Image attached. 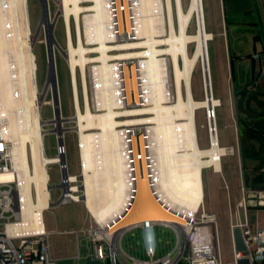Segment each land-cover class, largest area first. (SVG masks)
Masks as SVG:
<instances>
[{
  "label": "bare ground",
  "instance_id": "1",
  "mask_svg": "<svg viewBox=\"0 0 264 264\" xmlns=\"http://www.w3.org/2000/svg\"><path fill=\"white\" fill-rule=\"evenodd\" d=\"M57 1V16L63 18L66 33L64 52L81 162L80 178L68 172L64 202L83 200L100 221L119 213L114 228L175 221L157 198L172 209L196 210L203 202L202 169L213 166L221 171L222 156L231 153L219 145L216 107L220 100L212 93L204 0ZM48 14L38 22L53 30L55 22ZM194 19L196 28L190 32ZM124 35L127 41H122ZM140 38L144 40L135 41ZM33 39L29 0H0V104L14 143L23 218L32 227L35 217L52 207L47 164L68 160L66 150L65 157L48 156L45 151L49 130L44 126L52 123L59 128L65 118L60 109L52 119L42 118L43 92L59 88V81L56 78L58 86L48 82L40 88ZM50 43L47 54L53 56L56 70L53 38ZM139 46L145 49L130 51ZM197 65L202 68L205 92L200 100L195 99L192 86ZM209 86L212 99L208 102ZM48 101L62 108L60 95L57 102ZM200 109L207 113L211 144L207 149L198 143L196 111ZM59 132L65 143L63 131Z\"/></svg>",
  "mask_w": 264,
  "mask_h": 264
},
{
  "label": "built area",
  "instance_id": "2",
  "mask_svg": "<svg viewBox=\"0 0 264 264\" xmlns=\"http://www.w3.org/2000/svg\"><path fill=\"white\" fill-rule=\"evenodd\" d=\"M48 3L49 0H46L47 10L50 9ZM253 57L260 62L256 69L258 76L264 75V57L259 53L254 54ZM52 108L54 111L55 106L52 105ZM212 115L213 112L211 115L208 112L209 119ZM7 122L3 106L0 104V264H58L52 254L50 234L44 224V212L47 209L40 212V218L35 217L34 227L24 221L19 171L15 166L14 143L7 134ZM56 136L55 155L65 157V144L61 141L63 137L58 133ZM129 151L131 152H129L130 161L133 162L134 154L131 148ZM135 153L138 168H141L142 159L139 147ZM147 159L151 163L150 159ZM53 164L57 165L60 175L57 185L60 186L65 181L62 178L63 170L67 171L68 176L66 159L64 158L61 163L58 161L48 163V169ZM52 184L51 182L50 185ZM66 184H68L67 181ZM149 184L151 192H154L152 175ZM59 189L58 199L61 198V202H64L68 197V191L63 194L62 189ZM157 201L176 220L151 221L155 231V247L152 251H148L142 243V252L145 257H141L135 251H129L124 245V237L128 232L139 230L141 236L142 223L114 228L120 216L116 213L103 221L91 215L93 224L76 232V235L84 236L90 245L88 258L100 260L103 264H225L220 246L218 220L213 211L204 208V203L196 210L187 212L172 209L158 198ZM250 206L264 207V189L242 188L238 207L243 208V216L231 220L230 225L233 247L231 264H237L240 259H247L248 264H264V226L250 221L248 211ZM235 228L240 230L245 251L235 250L232 236ZM157 252L160 255L155 257Z\"/></svg>",
  "mask_w": 264,
  "mask_h": 264
},
{
  "label": "crops",
  "instance_id": "3",
  "mask_svg": "<svg viewBox=\"0 0 264 264\" xmlns=\"http://www.w3.org/2000/svg\"><path fill=\"white\" fill-rule=\"evenodd\" d=\"M216 6L214 21L207 23L213 35L208 44V53L213 97L220 100V105L216 107L219 145L231 150L222 157L234 155L236 146L244 152L241 154L242 161L252 160L256 162L254 167L264 172L262 155L254 154L260 153L263 144L259 132L264 135V75L258 76L256 69L260 62L253 57L257 53L264 57V0H216ZM207 140L210 146L209 134L201 141L198 135L200 148L205 146ZM258 184L259 180L254 178L253 187L264 189ZM59 196L60 193L54 199L58 200ZM71 202H61L46 211L57 213L58 222L55 224L48 217L46 219L45 212L44 224L50 235H68L71 248L69 258L73 264H84L90 253V245L84 236L76 235V232L84 229L82 226L87 222L88 211L76 210ZM213 209L210 211L216 214L217 206L214 205ZM261 209L264 208H249V217L251 222L264 226ZM229 212L233 220L232 205ZM88 213L90 226L93 220L91 212ZM234 214L239 216L240 210L237 208ZM81 241L86 243L84 249H81ZM52 254L57 261L63 258L54 250Z\"/></svg>",
  "mask_w": 264,
  "mask_h": 264
},
{
  "label": "rangeland",
  "instance_id": "4",
  "mask_svg": "<svg viewBox=\"0 0 264 264\" xmlns=\"http://www.w3.org/2000/svg\"><path fill=\"white\" fill-rule=\"evenodd\" d=\"M183 1L184 3L187 2V0H183ZM85 4L89 5V2ZM204 7H205L206 30L208 33H210V39L208 40V44H209V41L212 39L213 35L207 23L211 24L216 17V13H217L216 0H204ZM47 11H48L47 13H49L48 14L49 16L50 15L53 16L55 22V27L52 30L53 36L56 42L59 44V47L63 49V51H61L60 48L57 46L55 49V60H56L55 71H56L57 81H59V88L57 87V90H59L58 96L60 95L62 102V108L59 107V109H60V113H63V116L65 118L63 122H60L59 129H61L63 131V134L65 135L64 144L68 157L67 160L68 172L69 174L79 176L81 174V162H80V152L78 147V135L74 129L75 121L73 120V117L75 114H74L73 100H72L71 87H70L71 81L69 76L68 64L66 61L67 59L64 52L66 47V33H65L63 18L61 16H57L58 15L57 13H59L60 11V4L58 3V1L52 0L50 9ZM29 13H30V22L33 27L34 50L37 56V60H36L37 80L40 88H42L46 83L45 81L48 71V56H47L45 27L41 26L40 23L38 22L40 16H45L42 15L43 7L39 0H29ZM195 28H196V19L192 20L189 31L194 32ZM141 39L144 40L143 38H140L135 41H142ZM124 40L127 41L126 35H124L122 41ZM91 47L93 46L91 45ZM144 49L145 47L139 46L135 50H130V51H137ZM126 51H129V49L124 50L123 52ZM212 51H214V49H212ZM96 55L97 53L89 54V56H96ZM95 64H99V63L96 62ZM95 64L91 63V66ZM56 84L58 86V83ZM192 86H193L195 99L200 100L204 98L205 92L203 89L202 68L200 65H197V68L193 74ZM43 93L44 95L42 96V104H41L42 118L46 120L52 119L53 117H55V115L52 105L48 103L49 102L48 100L53 99L52 90L47 89ZM196 125H197V132L200 141L203 138L205 139L206 134L208 137L209 130L207 124V113L205 110L200 109L196 111ZM44 127L49 130L44 136L46 154L48 156H54L56 154V138L53 129L58 128L57 124L50 123ZM89 131L96 132L97 130L91 129ZM259 133L261 134L260 137H262L263 139V144L261 145L262 149L261 151H259L260 153L254 152V154L262 155L264 160V135L262 132ZM209 147H210L209 142L207 140L205 146L201 148H209ZM234 152L235 153L232 156L222 157L221 162L224 169L223 172L215 171L213 166L205 167L202 169L201 172V181H202V189H203L202 204L204 203V208L209 210H214L213 206L214 205L217 206V211L215 212L218 220L220 246H221L223 261L225 264H231L232 252H233L231 231H230L232 216L230 215L229 212V206L232 205L233 207V211H234L233 220L239 219V217L243 216V212H242L243 208L238 207V203L241 201L242 188L243 187L246 189L257 188V187H253L254 178H257V180H259L260 182V184H258L257 186L264 187V181H262L264 178V172H260L259 170H257V168L254 167V164L256 162H253L252 160L242 161L241 156L244 154V152L239 151V148L236 146L234 147ZM249 154L251 155L252 152ZM48 172L50 175V183L51 182L58 183L60 180V175L57 170V165L55 164L50 165ZM77 184H80V181H78ZM51 186H52L51 187L52 200L54 202L56 201L54 198L57 197V195L60 193V189L57 188V185L52 184ZM79 202L80 203H75V202H71V203L76 206V210H81V211L84 210L89 212L88 208L86 207V203L83 200ZM155 202L156 201H154V203ZM51 208H49L46 211H50ZM237 208L240 210L239 217L237 214H234L235 211H237ZM250 208H254V207L250 206ZM261 210L263 211L261 220L264 223V209ZM88 212L86 213L87 222L85 225L82 226L84 227V229L89 227ZM45 217L46 219L48 217V220L55 224H57L58 222L57 213L46 212ZM124 245L126 249H128L129 251H135L136 253L140 254L141 257H145L142 252V241L139 230L128 232L124 237ZM50 246H51V251L54 250L63 257L58 261V264H73V261L69 258L71 248H70V241L68 235H62L58 233L50 235ZM80 246L81 249H84L86 247V243L81 241ZM159 255L160 253L157 252L155 257H158Z\"/></svg>",
  "mask_w": 264,
  "mask_h": 264
},
{
  "label": "water",
  "instance_id": "5",
  "mask_svg": "<svg viewBox=\"0 0 264 264\" xmlns=\"http://www.w3.org/2000/svg\"><path fill=\"white\" fill-rule=\"evenodd\" d=\"M41 2V5L43 7V14L42 15H46L47 13V9H46V0H39ZM58 14V13H57ZM45 27V35H46V42H47V46L49 45L50 47V41L53 38L54 42L56 44L57 47H59V44L56 42L53 33H52V28L50 27ZM60 48V47H59ZM61 51H63V49L60 48ZM48 56V71H47V76H46V83L51 82L52 86L54 87L56 85V71H55V66L53 62V56L48 52L47 54ZM52 98L55 102L58 101V93H57V89L56 88H52ZM206 99L207 101H211L212 99V94H211V90H210V86L209 89L206 90ZM211 108H209V114H212V105H210ZM59 113V108L57 106H55L54 109V115L56 116ZM54 132L56 133H60L59 131H61L59 128L53 129ZM60 143H62L60 141ZM62 178L65 180L63 181L64 183L60 186L57 185V188H61L63 191V194L65 192L68 191V184H66V180H67V171L63 170L62 173ZM80 178V175H79ZM61 203V198L52 202V207L59 205ZM233 241H234V246H235V250L237 252L240 251H245V245L243 243L242 237H241V233L240 230L238 228L233 229ZM141 239H142V243L143 246L146 250L148 251H152L155 247V231H154V227L151 224L150 221H144L141 225ZM84 264H103L102 261L97 260V259H92V258H87L84 261ZM237 264H248V260L247 259H240L238 260Z\"/></svg>",
  "mask_w": 264,
  "mask_h": 264
}]
</instances>
